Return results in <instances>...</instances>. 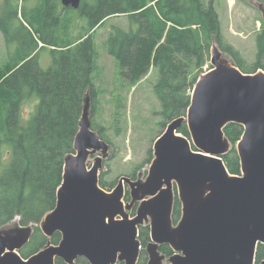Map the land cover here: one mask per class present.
<instances>
[{"label":"water","instance_id":"95a60500","mask_svg":"<svg viewBox=\"0 0 264 264\" xmlns=\"http://www.w3.org/2000/svg\"><path fill=\"white\" fill-rule=\"evenodd\" d=\"M60 1L73 9L81 3ZM262 12L264 17V8ZM209 63L193 87L186 116L171 120L155 139L147 176L121 177L111 191L99 185L109 145L91 128L86 93L56 205L39 224L47 237L59 232L60 241L23 258L19 251L32 226L3 227L0 264H55L56 258L74 264L79 257L89 264H137L138 230L144 223L150 227L147 264H164L166 258L169 264H256V248L264 245V71L242 72L216 45ZM183 122L191 140L178 133ZM228 123L243 126L236 144L239 175L231 174L222 160L230 148L223 131ZM126 185L131 197L127 203ZM175 193L181 215L173 224ZM160 245H169L174 253L166 257Z\"/></svg>","mask_w":264,"mask_h":264},{"label":"trees","instance_id":"16d2710c","mask_svg":"<svg viewBox=\"0 0 264 264\" xmlns=\"http://www.w3.org/2000/svg\"><path fill=\"white\" fill-rule=\"evenodd\" d=\"M9 1L0 0V32L8 51L0 68V229L12 223L32 226L29 241L19 251L23 258L61 239L59 232L45 236L39 224L56 205L65 158L74 153L85 95L89 93L91 101L94 95L93 31L106 19L125 15L129 23L128 29L113 25L106 41L107 52L120 66L123 78L136 82L151 67L158 71L154 92L164 125L186 116L193 87L209 63L213 45L227 53L242 72L264 71V20L256 35L255 59L247 66L239 51L225 42L214 0H81L77 9L63 7L60 0H37L29 11L21 6V19L20 0H13L8 16ZM43 50H49L52 58L47 69L38 61ZM32 95L39 102L31 118L22 123L23 103ZM91 128L105 139L102 128L92 121ZM223 131L230 148L222 160L231 174L239 175V157L232 145L240 140L243 126L228 123ZM178 133L191 140L186 122ZM99 185L113 187L102 176ZM130 200L126 190L124 201ZM135 206L129 210L133 214ZM180 215L175 193L173 224ZM138 239L137 264H147L148 223L139 226ZM159 251L166 257L174 253L169 245H160ZM262 260L264 245L258 244L255 263ZM55 264L66 263L56 258ZM74 264L89 263L79 257Z\"/></svg>","mask_w":264,"mask_h":264},{"label":"rangeland","instance_id":"374dc122","mask_svg":"<svg viewBox=\"0 0 264 264\" xmlns=\"http://www.w3.org/2000/svg\"><path fill=\"white\" fill-rule=\"evenodd\" d=\"M9 3L6 10L8 16L15 4L13 0ZM36 3L37 0H20L18 9L20 19L21 6L29 11ZM260 6L264 7V0H214L225 42L239 51L247 66H250L255 59L256 35L262 29L264 20ZM113 25L124 29L129 27L125 15H115L106 19L93 31L96 57L92 73L94 95L90 112L91 121L96 128H102L104 141L109 145L99 173V177L102 176L108 184L113 185L112 188L104 189L106 191H111L121 177L144 179L147 176L153 159V144L166 127L159 114L160 101L154 92L158 71L151 67L148 74L136 82L123 78L120 66L109 55L106 47ZM6 49L0 32V68L8 58ZM221 52L224 58L232 62L227 53ZM38 61L43 69H47L52 61L49 50L41 51ZM210 67L208 63L203 71L206 72ZM37 100V96L32 95L24 101L20 112L22 123L27 122L22 117L23 110L33 105L35 109L37 103L34 102ZM232 146L236 149V144ZM97 155L99 152L89 156L88 165L93 163ZM126 190H128L127 185ZM128 212L130 217L135 215L133 211ZM15 224L12 223L10 226ZM164 264H169L167 258Z\"/></svg>","mask_w":264,"mask_h":264},{"label":"clouds","instance_id":"9594fccd","mask_svg":"<svg viewBox=\"0 0 264 264\" xmlns=\"http://www.w3.org/2000/svg\"><path fill=\"white\" fill-rule=\"evenodd\" d=\"M38 102L39 101L37 100L34 103H38ZM34 111H35L34 105L30 106L29 108L24 109L23 112H22L23 119L26 120V121L29 120L31 118V115L34 114Z\"/></svg>","mask_w":264,"mask_h":264},{"label":"flooded vegetation","instance_id":"af4514ba","mask_svg":"<svg viewBox=\"0 0 264 264\" xmlns=\"http://www.w3.org/2000/svg\"><path fill=\"white\" fill-rule=\"evenodd\" d=\"M261 8L263 9L264 7H263V6H260V9H261ZM90 116H91V113H90Z\"/></svg>","mask_w":264,"mask_h":264}]
</instances>
